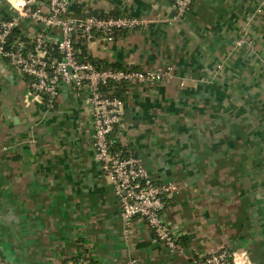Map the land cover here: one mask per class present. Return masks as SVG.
<instances>
[{"label": "crops", "instance_id": "0c3cea01", "mask_svg": "<svg viewBox=\"0 0 264 264\" xmlns=\"http://www.w3.org/2000/svg\"><path fill=\"white\" fill-rule=\"evenodd\" d=\"M0 0V21L17 16ZM75 9V10H74ZM76 16L145 20L89 47L104 68L161 72L114 88L124 113L112 135L158 183H173L164 219L172 253L146 223L125 224L95 160L88 95L62 85L51 107L0 56V249L9 264H192L225 248L264 264V0H72ZM19 37L40 31L19 20Z\"/></svg>", "mask_w": 264, "mask_h": 264}, {"label": "built area", "instance_id": "2783aa9c", "mask_svg": "<svg viewBox=\"0 0 264 264\" xmlns=\"http://www.w3.org/2000/svg\"><path fill=\"white\" fill-rule=\"evenodd\" d=\"M179 17L189 13L195 0H171ZM72 0H19L13 2L15 18L0 21V56L29 80L37 96H47L52 107L62 85L89 97L93 117L92 147L95 160L114 187L125 224L142 219L154 238L170 252L182 250L164 219L166 198L177 191L173 183H158L138 158L114 151L112 135L124 113L123 100L106 92L110 83H156L162 73L95 65L88 49L101 35L112 41L115 32L145 27V20L127 16L71 15ZM35 19L40 31L29 42L10 36L21 19ZM85 47L87 54L80 48ZM0 264H9L0 249ZM71 264H94L80 260ZM127 264H138L130 259ZM192 264H249L246 254L220 248L194 258Z\"/></svg>", "mask_w": 264, "mask_h": 264}, {"label": "trees", "instance_id": "16d2710c", "mask_svg": "<svg viewBox=\"0 0 264 264\" xmlns=\"http://www.w3.org/2000/svg\"><path fill=\"white\" fill-rule=\"evenodd\" d=\"M75 10V9H74ZM71 13V15L72 16H75V17H77L76 15H74L72 12H70ZM90 15V14H89ZM96 16H102V15H99V14H95ZM19 38V31H18V29H14V31H13V34L10 36V40L11 41H14V40H16V39H18ZM80 46V45H79ZM80 48L82 49V50H84V52L87 54L88 52L86 51V49H85V47L83 48V47H81L80 46ZM89 54V53H88ZM89 57L91 58V56H90V54H89ZM93 63H94V61H93ZM95 65H97V66H100V64H96V63H94ZM120 84H125V83H110L104 90L106 91V92H109V93H111V94H114L115 96H118V94L115 92V90H114V88H116V87H119L120 86ZM119 97V96H118ZM114 151H120V150H118L117 148H116V146H115V142H114Z\"/></svg>", "mask_w": 264, "mask_h": 264}]
</instances>
